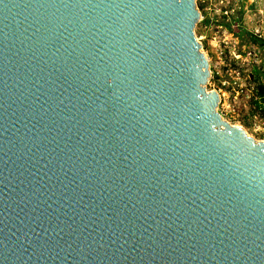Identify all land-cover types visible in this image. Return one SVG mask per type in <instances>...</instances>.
<instances>
[{"label": "water", "instance_id": "95a60500", "mask_svg": "<svg viewBox=\"0 0 264 264\" xmlns=\"http://www.w3.org/2000/svg\"><path fill=\"white\" fill-rule=\"evenodd\" d=\"M199 19L0 0V264H264V142L219 114Z\"/></svg>", "mask_w": 264, "mask_h": 264}, {"label": "rangeland", "instance_id": "374dc122", "mask_svg": "<svg viewBox=\"0 0 264 264\" xmlns=\"http://www.w3.org/2000/svg\"><path fill=\"white\" fill-rule=\"evenodd\" d=\"M196 36L210 67L207 90L220 96L217 108L229 124L264 141V0H197Z\"/></svg>", "mask_w": 264, "mask_h": 264}, {"label": "trees", "instance_id": "16d2710c", "mask_svg": "<svg viewBox=\"0 0 264 264\" xmlns=\"http://www.w3.org/2000/svg\"><path fill=\"white\" fill-rule=\"evenodd\" d=\"M257 96L264 102V86H259V90L257 92Z\"/></svg>", "mask_w": 264, "mask_h": 264}, {"label": "bare ground", "instance_id": "6f19581e", "mask_svg": "<svg viewBox=\"0 0 264 264\" xmlns=\"http://www.w3.org/2000/svg\"><path fill=\"white\" fill-rule=\"evenodd\" d=\"M264 142V141H263Z\"/></svg>", "mask_w": 264, "mask_h": 264}]
</instances>
